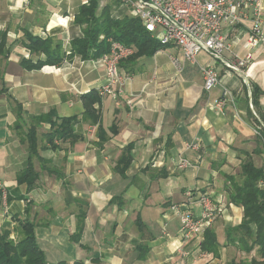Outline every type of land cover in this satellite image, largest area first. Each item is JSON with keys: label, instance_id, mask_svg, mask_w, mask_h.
<instances>
[{"label": "crops", "instance_id": "crops-1", "mask_svg": "<svg viewBox=\"0 0 264 264\" xmlns=\"http://www.w3.org/2000/svg\"><path fill=\"white\" fill-rule=\"evenodd\" d=\"M88 1L0 0V42L7 39L0 47V230L16 239V219L27 218L36 226L46 264H250L257 249L248 255L227 242L244 210L230 203L226 177L240 176L246 156L258 168L264 165V46L249 43L252 21L223 27L231 45L223 60L232 66L248 58L245 75L207 52L190 63L180 48L162 46L121 63V74L131 80L118 99L105 96L95 106L100 124L92 125L83 120L82 96L105 84V67L100 59L70 55L72 41L83 36L76 16ZM107 6L115 18L132 17L120 0H99V14ZM27 34L60 43L67 58L60 65L27 68L46 60L24 45ZM206 66L220 76L211 92L204 90ZM218 101L225 103L222 112L215 108ZM52 110L59 118L78 116L74 131L82 139L40 149L45 163L33 159L39 179L29 190L17 180L30 158L28 129L34 117ZM49 130L48 123L39 125L40 148ZM181 159L191 167L178 169ZM187 191L195 199L208 195L221 207L210 226L219 257L201 250L204 235L181 240V217L171 206L195 216L201 211L188 206ZM82 217L80 242H74Z\"/></svg>", "mask_w": 264, "mask_h": 264}, {"label": "trees", "instance_id": "trees-1", "mask_svg": "<svg viewBox=\"0 0 264 264\" xmlns=\"http://www.w3.org/2000/svg\"><path fill=\"white\" fill-rule=\"evenodd\" d=\"M99 10V0H89L88 4L80 7L76 23L83 27V36L72 41L70 55L80 56L85 61L98 60L110 53L112 42H118L137 50L136 54L129 58L130 60L144 55L151 56L162 47L160 42L143 26L140 19L130 16L115 18L108 6L102 10L101 14H99ZM5 42L7 39L2 36L0 47ZM24 45L32 53L46 56L45 61L27 65L29 69H41L45 65H60L67 58L62 53V45L55 43L53 39L43 40L27 34ZM259 95L256 89L253 93L254 105H256ZM101 100L97 90H92L82 96L85 109L83 120L92 125L100 124V114L95 106L101 104ZM255 121L259 122L257 119ZM78 122V116L59 118L55 110L32 119V125L28 129L26 138L29 144L30 158L27 166L17 176L20 185H26L31 190L38 181L39 175L35 171L33 159L39 158L41 162L45 163V160L40 156V149L55 150L57 141L74 144L82 139L74 131ZM41 123H48L50 130L42 136L44 146L40 148L38 127ZM101 130L103 131V129ZM112 131L115 132V129L112 128ZM261 137L264 139V130L261 132ZM130 150L131 146H128L124 153V169L130 162ZM226 178L229 182L226 188L230 203L240 206L244 210L242 223L237 227L229 228L227 242L248 255L257 249V257L252 258L250 264H264V170L258 168L251 157L246 156L241 163L240 176H227ZM83 221L82 217L78 231L72 236L74 242H80ZM16 222L18 235L16 239L11 238V231L0 230V264H46L45 254L37 244L36 226L27 218L16 219ZM137 223L140 229L144 227L141 219H138ZM203 235V241L200 244L201 250L219 257L220 244L216 232L209 227ZM140 248L144 249L141 246ZM226 264L240 263L232 260Z\"/></svg>", "mask_w": 264, "mask_h": 264}, {"label": "built area", "instance_id": "built-area-1", "mask_svg": "<svg viewBox=\"0 0 264 264\" xmlns=\"http://www.w3.org/2000/svg\"><path fill=\"white\" fill-rule=\"evenodd\" d=\"M131 10L133 18L140 19L143 26L155 37L162 46L174 45L180 48L187 62L194 63L201 52L211 54L215 60H223V54L231 49L223 35V27L236 28L245 21L253 23L249 43L252 47L264 46L262 12L264 0H120ZM134 49L118 42H112L109 54L100 58L105 67V84L98 88L101 98L110 96L114 99L122 94V87L131 80L122 75V61L134 55ZM248 58L230 66L232 71L245 75ZM180 69V63L173 60ZM204 90L211 92L220 82V76L214 67L202 68ZM227 95V93H225ZM225 107L224 101H218L215 108L220 112ZM178 169L191 167L187 159L178 161ZM264 170V165H263ZM188 206L200 208V215L195 216L189 211H182L179 205H172L171 210L181 217L180 237L188 242L195 237L203 236L205 230L220 217V205L208 195L195 199L192 191L185 193ZM7 207V193L3 196Z\"/></svg>", "mask_w": 264, "mask_h": 264}]
</instances>
